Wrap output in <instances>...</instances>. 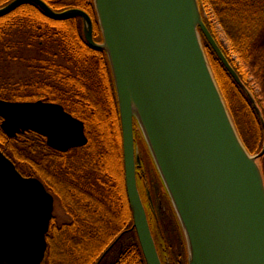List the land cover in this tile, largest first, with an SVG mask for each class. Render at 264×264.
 Here are the masks:
<instances>
[{"label":"water","instance_id":"water-1","mask_svg":"<svg viewBox=\"0 0 264 264\" xmlns=\"http://www.w3.org/2000/svg\"><path fill=\"white\" fill-rule=\"evenodd\" d=\"M102 41L90 14L60 11L43 0H11L0 17L24 3L48 17H79L86 42L102 50L114 83L122 139L124 186L145 264H162L137 187L141 160L134 120L184 234L188 264H264V116L205 25L198 0H92ZM207 41L244 91L263 130L259 152L240 140L211 72ZM0 128L8 137L25 130L66 152L87 142L83 122L59 103L0 98ZM54 208L42 181L23 176L0 150V264H41Z\"/></svg>","mask_w":264,"mask_h":264},{"label":"trees","instance_id":"trees-1","mask_svg":"<svg viewBox=\"0 0 264 264\" xmlns=\"http://www.w3.org/2000/svg\"><path fill=\"white\" fill-rule=\"evenodd\" d=\"M9 1L0 0V7ZM43 1L55 10L75 6L94 15L91 0ZM198 5L213 36L204 13L208 11L220 25L236 55L238 63L233 61L232 66L241 79L260 87L261 99L258 94L259 100L256 99L264 110V0H198ZM202 39L219 81L228 86L229 105L233 106L235 95L240 97L254 122L253 139L258 143L261 123L255 110L203 36ZM13 64L25 65L33 75L16 77ZM109 70L106 54L84 39L79 17L55 20L30 2L0 17V98L59 103L83 122L87 137L85 145L60 152L34 131L8 137L0 128V150L16 169L24 176L39 177L53 193L61 190L59 195L72 221L57 229L52 225L49 228L48 244L57 237L52 264H96L100 256L98 264H104L113 255L114 260L107 264H145L136 232L131 228L121 128ZM17 158H21L24 167ZM43 174L49 177L47 182ZM159 184L163 189L161 180ZM163 191L175 218L165 188ZM175 220L179 224L177 217ZM154 240L162 257L159 243ZM182 240L185 246L183 237Z\"/></svg>","mask_w":264,"mask_h":264},{"label":"rangeland","instance_id":"rangeland-1","mask_svg":"<svg viewBox=\"0 0 264 264\" xmlns=\"http://www.w3.org/2000/svg\"><path fill=\"white\" fill-rule=\"evenodd\" d=\"M92 1V0H91ZM93 2V1H92ZM75 7V6H72ZM94 7V6H93ZM70 8V7H68ZM55 10V9H54ZM63 10V9H61ZM94 10V15H95V9ZM60 11V10H56ZM88 12V11H87ZM206 16L208 15V22L210 24V27L213 31L214 38L220 48L222 49L223 53L225 54L226 58L230 60V64L232 65V62L234 61L236 64L237 58L236 55L231 51L230 45L228 40L226 39L225 35L223 34V31L216 21V19L207 11ZM95 19L97 20L96 16ZM93 34L95 35V41H102V36H101V30L98 27H94ZM93 35V38H94ZM202 46L206 55V58L208 60L211 72L213 74V77L216 81V84L219 88V91L222 95V98L225 102V105L227 107L228 113L231 117V120L233 122V125L235 127V130L246 147L247 151L254 155L255 153L259 152L262 148L263 144V130L261 126V136L259 137L261 141H258V143L255 142L253 139L255 137V127H254V122L251 119L250 114L248 113L246 107H244L243 103L241 102V99L238 95H235L236 98H232V105H229V92H227L226 87H228L226 84H223L222 81H219L218 76H217V71L213 65V60L210 57V52L206 47L204 46L203 39L201 38ZM264 43V42H263ZM228 60V61H229ZM60 62V60H57ZM255 61V60H254ZM108 62V60H107ZM109 65V62H108ZM234 68V67H233ZM110 69V66H109ZM235 69V68H234ZM111 73V70H109ZM236 71V70H235ZM237 72V71H236ZM12 73L16 75V77H20L25 79L28 75L32 76V70L27 69L25 65L22 64H13L12 66ZM238 74V73H237ZM112 76V74H110ZM240 77V76H239ZM251 78V77H250ZM241 79V77H240ZM243 83L246 85V87L252 92L253 96L255 99L257 98L256 95L261 99L260 93V87L257 86L253 81H251V85L246 83L243 79H241ZM113 81V79H112ZM114 86V83H113ZM228 94V95H227ZM258 97V98H259ZM257 98V99H258ZM256 99V101H257ZM259 100V99H258ZM259 102V101H258ZM257 102V103H258ZM117 103V99H116ZM259 105V104H258ZM260 107V106H259ZM112 108V106H111ZM118 108V104H117ZM262 111V114L264 112L263 108H260ZM112 110V109H111ZM113 114V111H112ZM113 116V115H111ZM264 116V115H263ZM120 121V120H119ZM133 129H134V138H135V146L137 147L141 163H143V168H144V176L139 180V183L137 181V187L147 214L149 226L151 229V233L154 237V239L157 240L160 246V251L162 257H160L161 263L162 264H188V254H187V247L186 245L184 246L182 237L184 239L185 243V238L183 231L181 233L179 224L177 223V220H175V217L173 216V212H171L169 204H168V199L164 195V191L162 187L160 186V180L156 173V167L154 164V161L152 159V156L150 155V151L148 149V146L146 144V141L144 139V136L140 130V127L138 123L134 120L133 122ZM256 138V137H255ZM18 163H21V166H23V161H21V158H17ZM258 164L260 166V169L262 171L263 177H264V154L260 157L258 160ZM24 167V166H23ZM137 169V167H136ZM36 177V176H33ZM43 179L47 182V178H49L46 174L42 175ZM160 177V176H159ZM39 178V177H37ZM40 179V178H39ZM137 179V178H136ZM41 180V179H40ZM64 181V180H62ZM66 181V180H65ZM159 181V182H158ZM43 182V181H42ZM162 182V180H161ZM44 184V183H43ZM163 184V183H162ZM45 186V185H44ZM46 187V186H45ZM164 187V186H163ZM48 190V189H47ZM49 191V190H48ZM61 190H59L60 192ZM54 198V208H53V213H52V218L50 221V226L52 225L53 228L55 229L60 228L63 224H68L70 223L71 217L68 214V210L64 207L62 203V197L55 192L49 191ZM49 226V228H50ZM132 228V227H131ZM49 231V229H48ZM47 231V233H48ZM179 235V237L177 236ZM55 238L52 239L51 243L47 240V234H46V241H47V248L45 252V256L43 258V261L41 264H46L53 263V257L55 255V248H57L56 244V236ZM155 241V240H154ZM164 243V247L162 244ZM186 244V243H185ZM114 256V255H113ZM110 256L107 258V261L104 262V264H107L111 261L114 260V257Z\"/></svg>","mask_w":264,"mask_h":264},{"label":"flooded vegetation","instance_id":"flooded-vegetation-1","mask_svg":"<svg viewBox=\"0 0 264 264\" xmlns=\"http://www.w3.org/2000/svg\"><path fill=\"white\" fill-rule=\"evenodd\" d=\"M89 13V12H88ZM90 14V13H89ZM90 16H91V19H92V22H93V25H94V23H96V24H98L97 23V20L95 19V16L96 15H92V14H90ZM94 35V34H93ZM94 39H95V35H94ZM97 42H101V41H98V40H96ZM142 161V160H141ZM144 168H143V163H141V165H140V167H137V169H136V178H137V181H138V183H139V180L141 179V178H143L142 176H144ZM43 183V182H42ZM47 189V188H46ZM101 259V256L99 257V259H98V261ZM98 261H97V263L96 264H98Z\"/></svg>","mask_w":264,"mask_h":264}]
</instances>
